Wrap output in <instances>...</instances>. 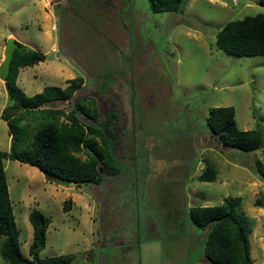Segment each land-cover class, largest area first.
Here are the masks:
<instances>
[{"label":"rangeland","instance_id":"374dc122","mask_svg":"<svg viewBox=\"0 0 264 264\" xmlns=\"http://www.w3.org/2000/svg\"><path fill=\"white\" fill-rule=\"evenodd\" d=\"M118 7L110 15L101 0H0V65L9 39L23 46L15 50L10 77L28 98L83 77L85 86L58 107L68 115L76 100L94 98L101 113L116 111L113 148L123 169L100 185L58 184L35 167L4 160L23 255L30 258L29 216L37 210L50 219L41 259L69 254L73 264H210L209 230L192 223L190 209L239 198L252 259L264 264V181L256 168V162L264 168V150L225 147L207 126L211 109L233 107L240 130H264V56L228 55L216 43L227 23L264 15V5L188 0L182 12L154 13L148 0H121ZM32 51L45 61L20 66ZM8 105L0 80L3 152L12 147L2 119ZM206 168L214 181H199ZM3 243L0 264H9Z\"/></svg>","mask_w":264,"mask_h":264},{"label":"trees","instance_id":"16d2710c","mask_svg":"<svg viewBox=\"0 0 264 264\" xmlns=\"http://www.w3.org/2000/svg\"><path fill=\"white\" fill-rule=\"evenodd\" d=\"M120 1L101 0L103 11L107 14L119 12L117 4ZM148 1L154 13H165L182 12L188 0ZM260 4L264 5V0H260ZM216 43L228 55L264 56V15L248 16L227 23L218 33ZM18 47L23 46L18 44ZM15 56L16 51L13 60ZM44 61V55L32 51L22 57L19 65L25 68ZM16 81L9 74L5 87L10 105L2 112V119L10 128L12 147L10 152L0 149V239L4 238L1 257L9 264H73L75 256L69 254L40 258L46 246L50 219L37 210L29 216L33 228L30 258L23 255L4 160L11 159L35 167L45 177L59 176L65 180V184L100 185L105 176H119L123 172L113 148L118 114L112 109L101 113L94 98L76 100L68 115L58 107L59 103L69 102L85 86L83 77L69 80L64 89L46 88L31 98L25 96ZM101 114L106 116L103 121ZM235 115L233 107L211 109L207 126L213 137L219 144L243 152L264 150V130H240ZM64 116L66 120H62ZM23 121L43 124L37 127L38 124H22ZM29 127L31 131L27 135ZM19 144L27 147L29 152L21 151ZM81 154H85L86 159L83 160ZM256 166L257 174L264 181V168L260 162H256ZM198 179L200 182H211L216 175L206 168ZM71 203L72 200L64 203L65 212L69 211ZM241 206V199L226 198L219 206L190 209L192 223L202 230H209L205 256L210 264H254L249 231L238 214Z\"/></svg>","mask_w":264,"mask_h":264},{"label":"water","instance_id":"95a60500","mask_svg":"<svg viewBox=\"0 0 264 264\" xmlns=\"http://www.w3.org/2000/svg\"><path fill=\"white\" fill-rule=\"evenodd\" d=\"M18 47V43L14 39H9L6 43L5 50H4V60L0 65V80L3 81L5 84L7 83L8 76L10 74V67L14 57V52ZM49 181L58 183V184H65V180L59 176H47L46 177Z\"/></svg>","mask_w":264,"mask_h":264},{"label":"crops","instance_id":"0c3cea01","mask_svg":"<svg viewBox=\"0 0 264 264\" xmlns=\"http://www.w3.org/2000/svg\"><path fill=\"white\" fill-rule=\"evenodd\" d=\"M49 6H50V4H49ZM117 6H118V4H117ZM51 7H52V5H51ZM48 8H50V7H48ZM120 8H121V7H120ZM120 8H119V9H120Z\"/></svg>","mask_w":264,"mask_h":264},{"label":"flooded vegetation","instance_id":"af4514ba","mask_svg":"<svg viewBox=\"0 0 264 264\" xmlns=\"http://www.w3.org/2000/svg\"><path fill=\"white\" fill-rule=\"evenodd\" d=\"M120 161V160H119Z\"/></svg>","mask_w":264,"mask_h":264}]
</instances>
